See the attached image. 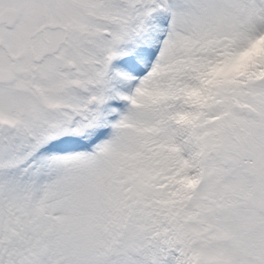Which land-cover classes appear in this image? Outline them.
Masks as SVG:
<instances>
[{
	"label": "snow or ice",
	"instance_id": "obj_1",
	"mask_svg": "<svg viewBox=\"0 0 264 264\" xmlns=\"http://www.w3.org/2000/svg\"><path fill=\"white\" fill-rule=\"evenodd\" d=\"M0 264H264V0H0Z\"/></svg>",
	"mask_w": 264,
	"mask_h": 264
}]
</instances>
